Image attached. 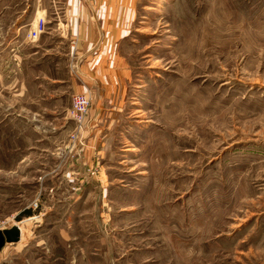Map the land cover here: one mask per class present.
I'll return each instance as SVG.
<instances>
[{
  "label": "rangeland",
  "instance_id": "obj_1",
  "mask_svg": "<svg viewBox=\"0 0 264 264\" xmlns=\"http://www.w3.org/2000/svg\"><path fill=\"white\" fill-rule=\"evenodd\" d=\"M61 12L0 0V264H264V0H137L88 171Z\"/></svg>",
  "mask_w": 264,
  "mask_h": 264
},
{
  "label": "crops",
  "instance_id": "obj_2",
  "mask_svg": "<svg viewBox=\"0 0 264 264\" xmlns=\"http://www.w3.org/2000/svg\"><path fill=\"white\" fill-rule=\"evenodd\" d=\"M136 4L137 0H62L58 35L67 42L72 71L71 76L67 73L70 97L85 93L90 99V109L81 127L66 116L71 124L68 144L82 153L81 162L87 171L98 167L95 154L99 151V135L109 127L116 112L105 107L116 103L125 92L128 71L119 43L125 40L136 20ZM30 18L26 32L37 18L46 24L47 12L39 7ZM80 138H84V144Z\"/></svg>",
  "mask_w": 264,
  "mask_h": 264
},
{
  "label": "built area",
  "instance_id": "obj_3",
  "mask_svg": "<svg viewBox=\"0 0 264 264\" xmlns=\"http://www.w3.org/2000/svg\"><path fill=\"white\" fill-rule=\"evenodd\" d=\"M45 23L42 18H37L33 26L26 33V39L29 42L36 41L38 37L44 32ZM89 98L87 94H74L71 98V105L68 110V117L81 127L85 122L88 112Z\"/></svg>",
  "mask_w": 264,
  "mask_h": 264
},
{
  "label": "water",
  "instance_id": "obj_4",
  "mask_svg": "<svg viewBox=\"0 0 264 264\" xmlns=\"http://www.w3.org/2000/svg\"><path fill=\"white\" fill-rule=\"evenodd\" d=\"M17 241V234L12 227L9 231H0V247L4 245L5 242L14 243Z\"/></svg>",
  "mask_w": 264,
  "mask_h": 264
},
{
  "label": "trees",
  "instance_id": "obj_5",
  "mask_svg": "<svg viewBox=\"0 0 264 264\" xmlns=\"http://www.w3.org/2000/svg\"><path fill=\"white\" fill-rule=\"evenodd\" d=\"M24 214H27V215H28V214H29V212H28V211H26Z\"/></svg>",
  "mask_w": 264,
  "mask_h": 264
},
{
  "label": "bare ground",
  "instance_id": "obj_6",
  "mask_svg": "<svg viewBox=\"0 0 264 264\" xmlns=\"http://www.w3.org/2000/svg\"><path fill=\"white\" fill-rule=\"evenodd\" d=\"M4 245H5V243H4Z\"/></svg>",
  "mask_w": 264,
  "mask_h": 264
}]
</instances>
